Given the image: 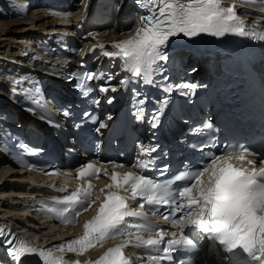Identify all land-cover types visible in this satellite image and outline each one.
I'll list each match as a JSON object with an SVG mask.
<instances>
[{
  "label": "snow or ice",
  "instance_id": "snow-or-ice-1",
  "mask_svg": "<svg viewBox=\"0 0 264 264\" xmlns=\"http://www.w3.org/2000/svg\"><path fill=\"white\" fill-rule=\"evenodd\" d=\"M135 2L147 14L141 16L134 34L126 39L112 41V51L105 50L106 45L103 43H97L90 49L93 53L100 49L102 57L118 63L123 73L118 86L111 83L117 76L102 71L99 74L83 72L79 75L76 86L82 90L87 89L82 91L83 95H87L91 91V82L104 81L98 86V91L105 94L107 103L111 104L114 96L109 93H116L120 88L132 84V98L137 109L135 119L147 121L151 129H156L160 124L161 116L169 103L168 94L189 96L198 87L187 82L169 83L167 76H162L161 80L155 78L157 73L163 72L161 62L169 60L166 49L172 38L180 35L192 38L201 34L213 37L231 34L264 42V28L259 27V21L249 24L237 14V5L225 6L224 0ZM258 5L259 13L264 16V0H258ZM75 77L76 74H73L69 79ZM11 83L16 86L12 89L13 95L24 93L25 99L36 105L26 110L35 112L39 107L52 114L53 110L39 98L40 93L33 81L22 76L19 80L13 78ZM25 83L29 87H24ZM144 86H154L165 93L156 101V107L150 114L146 109L150 98L141 90ZM93 103L99 105L100 100L96 99ZM57 111L66 117L71 115L68 108ZM83 115L85 118L89 117L88 112ZM107 119L111 120V115ZM97 122V132L108 126L103 120L93 118V123ZM48 123L55 126L54 120L48 119ZM211 127L210 123H204L191 128L190 132L198 135ZM24 147L30 154L42 151L28 148L27 145ZM191 147L200 152L201 166L186 164L185 170L170 180L161 181L148 174L155 166L156 157L153 154L158 148L150 144L137 143L136 161L124 173L117 172L116 169L126 165L112 161L109 162L111 170L107 164H100L98 167L99 161L82 164L75 169V178L87 179L69 194L53 198L52 203L62 208L45 209L46 214H56L62 223L67 224L75 223L82 211H88L98 203L94 215L84 221L82 231L73 239L42 248L22 239H13L14 233H5L0 228V236H5L4 244L8 255L14 258V264H19L23 257L29 255H37L41 264H81L79 260L65 259L63 254L67 252L83 255L93 247L102 246L105 240L120 236L125 239L108 248L97 259L86 260L83 264H132L123 251L130 246L146 253L150 264H175L174 257L177 253L183 254L179 264H198L201 240L208 242L215 264H264V166L256 167L257 154L243 144L224 145L219 149L221 155L205 151L210 147L207 144H194ZM250 156L253 158L250 159ZM233 160L243 163L234 164ZM26 166L46 175H72L47 167L38 168L31 163ZM168 170L169 165H163L160 176ZM101 172L108 177L110 183L105 184L93 196L94 185L91 179L99 178ZM57 191L64 193L67 188ZM131 204H137L138 207L133 208ZM149 212L161 216L164 224L149 220ZM169 224L175 231L167 230L166 225ZM145 233L148 235L145 236Z\"/></svg>",
  "mask_w": 264,
  "mask_h": 264
},
{
  "label": "bare ground",
  "instance_id": "bare-ground-1",
  "mask_svg": "<svg viewBox=\"0 0 264 264\" xmlns=\"http://www.w3.org/2000/svg\"><path fill=\"white\" fill-rule=\"evenodd\" d=\"M111 1L113 0L100 1L94 9H90L91 4L87 3L86 6L82 7L81 15L57 19L53 15L45 12L37 13L34 10L30 11L26 18H18L14 14H21L26 7L24 4L27 3V0H6L7 4L13 3V5L5 7V5L0 4V69L2 66H5L6 69L13 66L18 68L19 64L24 60L23 57H20L22 56V51L36 48V46H33L34 42L42 38H50V34L59 35L58 37L63 38L68 36L76 37L74 29H84L87 26L86 21H84V15L92 14V18L97 15L104 17L108 13L109 5L107 2ZM129 2L130 0H121V4L124 5L123 7L126 11L122 7L115 17L116 21H122L131 13L132 7L129 9ZM92 26L95 28L99 27L97 24H92ZM113 31L110 28L106 32L98 33L97 35L95 33L87 34L84 38L90 45L98 42L111 43L112 41L120 40L121 36L112 34ZM34 65L37 67L36 62ZM1 98L0 94V103L2 102ZM23 175L22 170L0 168V219H3L4 216H11L8 219H4V223H13L19 230L34 235L35 238L41 237L46 242H52L55 238V230L51 227L38 226L32 220L34 216L29 214V218L26 215L27 213L24 212V201H27V198H23V196H29L30 194L29 190H25L24 183L17 182V179ZM6 260L4 256L0 255V264Z\"/></svg>",
  "mask_w": 264,
  "mask_h": 264
},
{
  "label": "rangeland",
  "instance_id": "rangeland-1",
  "mask_svg": "<svg viewBox=\"0 0 264 264\" xmlns=\"http://www.w3.org/2000/svg\"><path fill=\"white\" fill-rule=\"evenodd\" d=\"M124 8V7H123ZM124 10L126 11V9L124 8ZM9 64H11V63H9ZM3 71H7V70H16L17 71V69H19V68H15L14 66L13 67H11V68H5V66H2V68H1ZM19 232H21V230H19ZM26 233V232H25ZM27 234V233H26ZM29 237H33V238H35V236L34 235H30V234H27ZM26 236V235H25ZM39 238H41V237H39Z\"/></svg>",
  "mask_w": 264,
  "mask_h": 264
}]
</instances>
